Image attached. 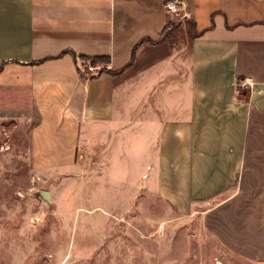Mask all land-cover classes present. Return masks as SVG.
Listing matches in <instances>:
<instances>
[{
    "label": "crops",
    "instance_id": "obj_1",
    "mask_svg": "<svg viewBox=\"0 0 264 264\" xmlns=\"http://www.w3.org/2000/svg\"><path fill=\"white\" fill-rule=\"evenodd\" d=\"M166 1L0 0V84L29 88L36 146L69 145L40 143L52 125L91 141L131 131L153 147L160 195L187 206L233 190L247 238L264 239V0H182L185 16Z\"/></svg>",
    "mask_w": 264,
    "mask_h": 264
},
{
    "label": "rangeland",
    "instance_id": "obj_2",
    "mask_svg": "<svg viewBox=\"0 0 264 264\" xmlns=\"http://www.w3.org/2000/svg\"><path fill=\"white\" fill-rule=\"evenodd\" d=\"M176 25L166 32L185 44ZM41 120L27 86L0 84V264H264L244 195L178 206L156 190L147 139L125 130L91 141L52 125L40 143L69 145L36 146Z\"/></svg>",
    "mask_w": 264,
    "mask_h": 264
},
{
    "label": "built area",
    "instance_id": "obj_3",
    "mask_svg": "<svg viewBox=\"0 0 264 264\" xmlns=\"http://www.w3.org/2000/svg\"><path fill=\"white\" fill-rule=\"evenodd\" d=\"M166 10L173 13H180L185 16L187 12L185 11L184 3L182 0H168L164 4Z\"/></svg>",
    "mask_w": 264,
    "mask_h": 264
},
{
    "label": "trees",
    "instance_id": "obj_4",
    "mask_svg": "<svg viewBox=\"0 0 264 264\" xmlns=\"http://www.w3.org/2000/svg\"><path fill=\"white\" fill-rule=\"evenodd\" d=\"M89 59L91 62L95 63L96 61L107 60V57H90Z\"/></svg>",
    "mask_w": 264,
    "mask_h": 264
}]
</instances>
